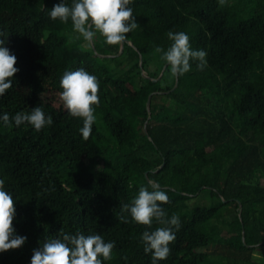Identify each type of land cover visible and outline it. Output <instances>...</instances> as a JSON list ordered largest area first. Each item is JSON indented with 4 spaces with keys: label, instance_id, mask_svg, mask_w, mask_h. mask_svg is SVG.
<instances>
[{
    "label": "trees",
    "instance_id": "16d2710c",
    "mask_svg": "<svg viewBox=\"0 0 264 264\" xmlns=\"http://www.w3.org/2000/svg\"><path fill=\"white\" fill-rule=\"evenodd\" d=\"M60 2L0 0V39L19 69L0 116L40 106L53 118L40 131L0 121V179L16 202L15 232L27 237L0 264H30L60 230L114 241L103 264H151L140 237L160 225L147 229L122 211L149 179L181 221L158 264H264V0H132L139 27L119 57L121 44L97 34L93 49L70 20H52ZM169 30L207 52L202 71L191 61L184 75L169 66L163 75L167 63L154 50L170 46ZM81 67L99 80L87 140L60 99L63 74Z\"/></svg>",
    "mask_w": 264,
    "mask_h": 264
},
{
    "label": "clouds",
    "instance_id": "9594fccd",
    "mask_svg": "<svg viewBox=\"0 0 264 264\" xmlns=\"http://www.w3.org/2000/svg\"><path fill=\"white\" fill-rule=\"evenodd\" d=\"M132 0H61L49 12L52 20L59 19L67 24L71 21L73 31L78 33L77 39L83 38L89 45L95 42L97 34L103 37L108 45H120L127 39V34L139 27L129 7ZM227 0H218L220 6ZM167 38L170 46H160L155 52L169 66L173 77H180L191 70V61H197L198 70L207 66V52L193 49L190 37L183 31L169 30ZM5 40L0 39V96L12 87V78L19 71L15 67L17 58L4 46ZM60 99L69 115L83 121L79 129L82 137L87 140L96 122L95 108L100 103L99 80L83 67L75 71H66L61 80ZM5 127L14 123L31 125L36 131L53 124L52 116L46 117L40 106L31 108L30 112H17L10 117L8 113L0 116ZM169 202L166 192L160 184L149 179L146 186H140L138 193L129 204L122 206V211L130 213L132 221L152 229L153 222L158 225L154 230H145L141 234L144 252L151 253V264L166 260L170 255L169 245L176 239V231L181 227L177 214L168 215L162 207ZM15 200L5 190V181L0 179V253L22 247L26 236L16 234L13 221L16 215ZM126 222V217H120ZM115 242H105L99 234L83 233L68 234L60 230L55 238L46 239L39 248L33 249L30 264H103L112 259ZM102 258V259H101Z\"/></svg>",
    "mask_w": 264,
    "mask_h": 264
},
{
    "label": "water",
    "instance_id": "95a60500",
    "mask_svg": "<svg viewBox=\"0 0 264 264\" xmlns=\"http://www.w3.org/2000/svg\"><path fill=\"white\" fill-rule=\"evenodd\" d=\"M127 43H128L129 45L132 46V43L129 42V41L126 39V41H124L123 43H121V48H120V52H119V54H118V57H119V55H121V54L123 53L124 48H125V45H126ZM92 46H93V49H95V48H94V44H92ZM100 58H101V59H106V58H110V57H104V55H100ZM167 67H168V65H166V68H165V70H164V72H163V75H164V73H165ZM163 75H161V77H163ZM142 76H143L145 79H148V77H146V75H145L144 72L142 73ZM161 77H160V78H161ZM153 82H154V83H157L158 80H153ZM177 86H178V80H177L176 85H175V87L173 88V90H175V89L177 88ZM154 93H155V92H152V93L149 95V97H148V100H147V109H148V110H150V108H151V98H152V96H153ZM168 93H169V92H168ZM145 131L147 132V122L145 123ZM243 239H245V232H244V231H243Z\"/></svg>",
    "mask_w": 264,
    "mask_h": 264
},
{
    "label": "rangeland",
    "instance_id": "374dc122",
    "mask_svg": "<svg viewBox=\"0 0 264 264\" xmlns=\"http://www.w3.org/2000/svg\"><path fill=\"white\" fill-rule=\"evenodd\" d=\"M18 92H20V93H22V94H24V95H29L26 87H20V88L18 89ZM260 184H261L262 186H264V179H262V180L260 181Z\"/></svg>",
    "mask_w": 264,
    "mask_h": 264
}]
</instances>
